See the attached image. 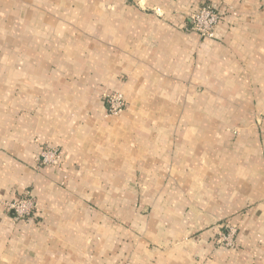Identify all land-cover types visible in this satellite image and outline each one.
<instances>
[{"label": "crops", "instance_id": "crops-1", "mask_svg": "<svg viewBox=\"0 0 264 264\" xmlns=\"http://www.w3.org/2000/svg\"><path fill=\"white\" fill-rule=\"evenodd\" d=\"M0 264H264V0H0Z\"/></svg>", "mask_w": 264, "mask_h": 264}, {"label": "built area", "instance_id": "built-area-1", "mask_svg": "<svg viewBox=\"0 0 264 264\" xmlns=\"http://www.w3.org/2000/svg\"><path fill=\"white\" fill-rule=\"evenodd\" d=\"M222 20L221 14L209 3L203 4L197 11L189 14L186 18V30L195 32L201 38H213L214 30ZM106 114L116 116L126 108V101L120 92H104L101 95ZM40 166H59V152L57 148L46 147L39 155ZM8 211L14 214L15 220L28 221L36 209L34 200L28 193L7 203ZM234 229L225 227L220 233L217 243L220 247H233L235 245Z\"/></svg>", "mask_w": 264, "mask_h": 264}, {"label": "rangeland", "instance_id": "rangeland-1", "mask_svg": "<svg viewBox=\"0 0 264 264\" xmlns=\"http://www.w3.org/2000/svg\"><path fill=\"white\" fill-rule=\"evenodd\" d=\"M191 14V13H190ZM187 18V17H186ZM41 152V151H40ZM38 160H39V157H38ZM38 165H39V162H38ZM230 227V226H229ZM232 228V227H231ZM232 229H234V228H232ZM217 239H218V236H216L215 238H214V244H215V246H219L218 245V243H217Z\"/></svg>", "mask_w": 264, "mask_h": 264}]
</instances>
